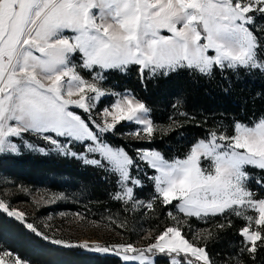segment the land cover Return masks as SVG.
<instances>
[{"label":"snow or ice","instance_id":"obj_1","mask_svg":"<svg viewBox=\"0 0 264 264\" xmlns=\"http://www.w3.org/2000/svg\"><path fill=\"white\" fill-rule=\"evenodd\" d=\"M77 54L79 62L73 59ZM132 67L145 91L149 83L185 70L208 79L229 70L264 77V0H0V155L19 154L11 138L23 141L26 134L35 135L51 148L27 143L29 149L113 173L117 190L110 195L122 211L144 209L155 215L157 206H163L175 223L145 248H137L131 242L72 239L62 227L46 222L38 226L3 198L0 214L47 244L112 254L125 264H156V253L164 254L167 264H264V196L249 187L252 183L264 191V115L249 123L233 121L231 132L222 126L209 130L183 158H167L142 146L130 154L109 144L105 134L150 144L160 130L145 99L106 83L112 73L127 75ZM181 115L194 119L186 112ZM121 122L135 128L125 133L117 129ZM167 127L176 131L184 123L173 119ZM70 143L84 147L77 152ZM85 153H99L100 158ZM144 162L155 174L141 168ZM134 171L152 184L147 199L141 198L144 180ZM62 199L51 196L43 203ZM33 203L39 211L42 202ZM169 205L185 219L167 210ZM75 215L86 219L82 213ZM193 217L211 226L189 238L182 225L191 231L188 218ZM232 217L244 221L236 233L241 239L228 244L235 252L217 260L209 244L233 227ZM126 224L127 218L119 226ZM2 257L10 264H43L22 257L0 232Z\"/></svg>","mask_w":264,"mask_h":264},{"label":"trees","instance_id":"obj_2","mask_svg":"<svg viewBox=\"0 0 264 264\" xmlns=\"http://www.w3.org/2000/svg\"><path fill=\"white\" fill-rule=\"evenodd\" d=\"M106 83L108 86L115 85L114 90H130L145 99L153 110L152 119L155 124L165 127L162 133L156 132L150 144L146 141L126 140L111 133L105 134L109 144L125 147L130 154L135 152L137 146H142L159 150L167 158H183L190 145L205 138L209 130H213L214 127L222 126L231 132L233 121L249 123L264 115V77L258 74L240 72L237 75L229 70L222 76L216 71L214 78L208 79L198 73H189L185 70L172 77L149 83L145 91L140 87L135 67H132L127 75L112 73ZM258 93L261 95L256 96ZM253 97H256L255 102ZM75 111L84 114L81 109ZM185 112L194 119H186L181 115ZM173 119L183 122L184 127L176 131L168 129L167 126ZM127 127L132 125L123 122L117 125V129L121 131ZM69 146L77 152L84 147L76 143H70ZM141 168L149 175L154 174V170L150 169L146 162L141 163ZM248 171L256 170L249 168ZM0 172L15 180V184L64 193L68 199L67 203L58 207L77 211L87 218L107 221L124 235L125 243H133L146 229L160 231L161 223L166 224L170 219L166 216V209L163 206H157L155 215L152 210L144 209L135 213L122 211L120 203L113 200L110 195L117 190L113 173L85 165L78 159L65 158L54 152L43 155L20 146L19 154L0 155ZM133 175H137L135 171ZM137 178L144 180L146 187L141 193V198L147 199L152 194V184L143 173L138 174ZM249 187L257 191L258 197L264 196V191L256 188L255 184L250 183ZM0 198L7 200L4 196ZM22 199L25 197L16 195L13 201ZM167 210L175 211L172 205L167 206ZM125 218H127L126 226H119ZM189 220L203 227L211 226L195 218ZM232 220L233 227L227 233H221L222 239L209 244L212 252L217 253V260L222 259L224 253L237 250L228 247V244L241 239L236 233L244 221L236 217H232ZM0 232L3 240L22 257L30 256L42 261L43 264H125L120 257L112 254L69 250L47 244L32 236L22 224L2 214H0ZM159 259L167 262L166 258Z\"/></svg>","mask_w":264,"mask_h":264},{"label":"rangeland","instance_id":"obj_3","mask_svg":"<svg viewBox=\"0 0 264 264\" xmlns=\"http://www.w3.org/2000/svg\"><path fill=\"white\" fill-rule=\"evenodd\" d=\"M163 31L164 30H162V33ZM210 54H211V50H210ZM73 59L79 62L78 54L77 56H74ZM82 74H84L86 77H89L87 70H83ZM88 94L91 95V93H88ZM99 105H100V102H98V108L94 110V113L99 110ZM75 109H78V108H75L74 106L69 107V110L75 111ZM96 119L99 120L100 116L97 115ZM159 126H160V130H163L165 128L164 126H161V125ZM134 128L135 126L132 125V127H127L123 132L127 133L128 131L133 130ZM220 128L221 127H214L213 130H218ZM29 135L32 137L25 136L23 141L16 137H13L11 139L13 143H16L18 145L19 150H20V146H22L25 149H29L26 146L27 143L34 144L36 145L37 148H40V147H43L45 149L51 148V146L47 142H45L43 139H39L35 135H32V134H29ZM118 136H121L126 140H136V139L127 138L126 136H122V135H118ZM85 143H89V142H85ZM35 152H38V151H35ZM85 154L90 159L100 158L99 153H85ZM201 159L204 160L203 157ZM204 162L207 163V161H204ZM0 193H1L0 196H4L10 202L12 207L27 213L28 214L27 219L35 221L38 226L42 227L43 223L46 222V223L52 224L55 227H62L65 229L63 234L70 236L72 239H80V240L89 239L91 242L98 241L100 243H105V242L125 243L124 235L121 234L115 227H112L110 224H108L107 221L106 222L100 221V220L98 221V220H94V219L87 218V217L85 220H80L79 217L75 215L76 213H79V212L71 210V209L58 207V206H61L67 203V200H68L66 196L64 195V193L62 192L50 191L45 188H32V187L24 186L20 183L15 184V180L10 179L8 176L0 172ZM16 195H22L25 197V199H22L19 201H13ZM51 196H63L64 199L57 200L56 202L50 205L44 204L43 201ZM34 199L42 202L41 208L39 211H37V208L35 204L33 203ZM173 212L180 220L185 219V216L183 213H179L176 210ZM61 213H64V215H61ZM249 214H252V213L250 212ZM47 216H51L52 219L50 221L47 220L46 219ZM189 219L190 218H188V223L191 225V231H188V228L186 225H182V227L184 228V231L187 232L189 238H191V236L195 233L197 229L206 228V226L205 227L200 226L199 224H197V222L191 221ZM173 223H175V221H173L170 218L169 221L166 222V224L164 222L161 223L160 231H157L156 229H150V228L146 229L139 235L138 239H136L133 243L135 244L137 248H145L148 244H150L153 241V239L156 236L159 235L161 231H163L164 228L171 226ZM146 254L152 255L151 253H146ZM172 255L175 256L176 254L173 253ZM158 258H166L168 261V258L164 254L156 253L155 261H156V264H167V262L162 261L161 259L158 260ZM0 259H3L4 264H10V259L8 257H2ZM179 259L181 260L183 259V254L180 255Z\"/></svg>","mask_w":264,"mask_h":264}]
</instances>
